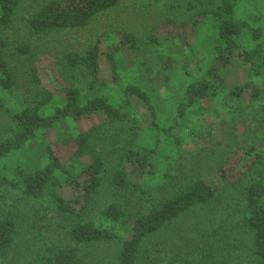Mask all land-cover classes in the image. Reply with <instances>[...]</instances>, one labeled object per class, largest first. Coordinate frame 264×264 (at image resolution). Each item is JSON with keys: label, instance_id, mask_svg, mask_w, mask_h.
<instances>
[{"label": "trees", "instance_id": "obj_1", "mask_svg": "<svg viewBox=\"0 0 264 264\" xmlns=\"http://www.w3.org/2000/svg\"><path fill=\"white\" fill-rule=\"evenodd\" d=\"M22 1L0 0V106L11 118L8 135L0 139V264H13L11 253L19 236L17 211L24 203L40 213V220L55 216L66 223L65 241L43 243L35 253L38 264H88V247L113 242L120 245L119 264H136L141 257L147 264H160L147 254V241L191 209L215 200L220 188L216 181L190 180L173 196L151 202L149 209L138 214L133 222L119 202L110 203L100 210L98 218H92L95 199L108 180L118 188L143 191L141 183L131 178L129 169L153 174L151 169L156 166L155 157L165 138L177 141L175 130L190 110L204 100L226 96L233 99V109H243L263 98L264 89L257 79L264 75V11L258 1L251 6L247 0H218V3L217 0H188L194 24L204 30L203 40L209 48L210 63L209 66L199 65L201 73L187 82L171 114L137 81H122L117 92L102 91L103 85L99 82L102 51L97 44L84 53L66 55L64 67L71 73L81 71L88 80L84 86L72 84L63 88L59 95L43 84L35 66L36 57L30 56L29 73L37 93L31 102L13 108L6 96L16 82L6 58L9 42L1 32L12 25ZM121 2L46 0L30 13L27 32L29 37H44L83 29L96 16L108 13ZM148 39L151 44L165 42L154 34H149ZM123 42L130 48H138V41L130 32ZM30 47L29 43H23L19 50L28 53ZM119 52L115 49L106 54L117 79H120ZM179 58L176 52L160 54V60L174 71L178 69ZM232 64L243 67L247 76L228 88L222 71ZM132 97L144 104L151 118L143 140H139L141 120L128 112ZM91 115H100L102 120L85 130L73 127ZM62 122L69 125L70 159L63 161L48 145L39 167L27 170L18 165L12 171L8 169L7 161L15 152ZM126 123L131 130V140L124 141L121 131L109 135L111 127ZM105 142L118 158L119 167L111 175L107 174V160L100 147ZM244 166L243 225L252 237L247 260L249 264H264V145L251 146L243 153L240 169ZM225 174L218 176L219 184ZM10 197L14 199L8 203ZM203 255L206 260L212 259L213 254L203 251ZM179 264L202 262L185 259Z\"/></svg>", "mask_w": 264, "mask_h": 264}, {"label": "rangeland", "instance_id": "obj_2", "mask_svg": "<svg viewBox=\"0 0 264 264\" xmlns=\"http://www.w3.org/2000/svg\"><path fill=\"white\" fill-rule=\"evenodd\" d=\"M46 0H23L13 18L12 25L1 32L9 44L6 58L16 82L6 100L13 108L29 103L37 93L31 81L30 56L36 57L35 66L43 84L59 95L63 88L72 84L84 86L88 77L81 71L71 73L64 67L69 52L84 53L92 45H99L101 73L99 82L102 91L117 92L123 82L137 81L165 105L171 114L175 102L185 92L187 82L201 73L200 64L209 66L208 47L203 40L204 30L194 24L193 12L188 0H122L121 4L105 14L96 16L83 29L54 33L44 37H29L27 19L30 13ZM252 6L257 1L264 11V0H247ZM218 3V0H217ZM130 32L138 41V48L124 44ZM149 34L164 39L163 44H151ZM205 37V36H204ZM29 43L28 53L19 50ZM117 49L120 79L114 77L109 51ZM177 53V70H172L160 54ZM226 75L227 87L243 81L246 70L232 64L222 71ZM264 89V75L257 79ZM60 92V93H59ZM128 112L140 120V137L143 140L150 124V115L144 104L135 97ZM232 98L221 97L204 100L200 106L190 110L189 115L175 130L178 140H166L156 154V166L148 171L129 169L135 182L141 183L143 191L132 187L123 189L109 180L95 199L92 218L112 202H119L133 219L146 212L151 202L173 196L188 181L204 178L219 188L218 196L210 204L195 207L180 218L158 231L145 244L147 254L160 264H179L181 260L202 264H249L247 253L252 244L251 234L243 225L245 201L242 179L243 153L251 146L264 145V96L247 108H232ZM102 120L100 115H91L73 126L85 130ZM11 118L0 106V139L8 135ZM69 125L62 122L59 127L47 130L27 147L15 152L7 161L10 171L15 166L34 170L42 163L47 146H52L63 161L70 159ZM109 135L121 131L124 141L131 140L129 124L111 127ZM164 138V137H163ZM107 160V174L119 167L118 158L108 142L101 144ZM224 180L218 183L221 173ZM2 186L0 185V193ZM13 197L14 194H13ZM8 199V203L13 201ZM2 202L0 201V204ZM19 236L13 249V264H38L35 253L43 243L65 241L66 223L55 216L39 219L30 204L20 205L17 211ZM117 243L94 244L86 250L88 264H119ZM203 251L212 252L206 259ZM136 264H147L141 257Z\"/></svg>", "mask_w": 264, "mask_h": 264}]
</instances>
